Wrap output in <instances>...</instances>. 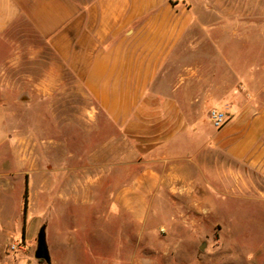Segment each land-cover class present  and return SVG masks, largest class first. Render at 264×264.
<instances>
[{
  "label": "crops",
  "instance_id": "0c3cea01",
  "mask_svg": "<svg viewBox=\"0 0 264 264\" xmlns=\"http://www.w3.org/2000/svg\"><path fill=\"white\" fill-rule=\"evenodd\" d=\"M206 1L0 0V264H222L194 210L220 192L211 178L226 192L233 177L241 191L244 164L264 170V103L244 96L242 77L184 59L226 47V24L205 19L222 11ZM19 21L37 44L12 37ZM70 75L69 95L90 98L96 129L105 120L119 135L92 133L100 147L80 156L90 183L59 189L74 222L60 223L47 263L35 256L52 207L46 149L39 164L27 150L23 162L9 114L23 108L43 129L46 99L66 97ZM211 108L228 114L221 128L206 118ZM124 145L133 148L116 151ZM116 175L121 184L109 182Z\"/></svg>",
  "mask_w": 264,
  "mask_h": 264
},
{
  "label": "rangeland",
  "instance_id": "374dc122",
  "mask_svg": "<svg viewBox=\"0 0 264 264\" xmlns=\"http://www.w3.org/2000/svg\"><path fill=\"white\" fill-rule=\"evenodd\" d=\"M168 1L176 3L177 0ZM200 3L222 11L220 16L215 14L205 19L211 25L218 20L226 24L227 32L220 34L225 36L226 47L218 50L208 46L185 54L184 59L193 62L202 59L210 74L218 73L220 67L228 78L242 77L244 96L253 95L254 99L264 103V0H211ZM11 30L16 40L38 43L23 21L14 24ZM69 79L66 97L56 93L46 99L43 129L40 119L32 120L35 114H28L23 108L9 114L12 144L18 147L23 162L27 150L32 153L34 162L39 164V155L46 149V197L52 200V207L46 208L49 252L51 248L57 250L60 223L65 226L74 222V203L61 206L59 189L66 187L69 191L76 185L90 183L92 178L86 175L89 172L84 171L86 165L81 162L80 156L100 147L90 143L93 134L95 138L97 135L94 141L98 142L108 133L119 135L117 127H103L105 120H102L104 124L99 121V128L96 129V114L87 111L93 105L90 98L69 95V89L73 90L76 86L73 75ZM59 105L63 108L59 109ZM205 114L209 120V112ZM36 115L40 116L39 113ZM42 135H46V145L41 144ZM132 148L131 145L116 146V151H131ZM9 154L13 153L2 155L6 162ZM211 156L212 161L225 160L220 152ZM242 172L241 191L234 189L233 177L227 180L230 190L226 192L219 187L218 178H211L212 185L220 192L212 190L213 198L209 205L204 209H195L194 214L201 222L200 227L210 237L208 243L211 254H214L212 260L222 264H264V170L244 164ZM108 180L118 185L123 182V177L116 175Z\"/></svg>",
  "mask_w": 264,
  "mask_h": 264
},
{
  "label": "water",
  "instance_id": "95a60500",
  "mask_svg": "<svg viewBox=\"0 0 264 264\" xmlns=\"http://www.w3.org/2000/svg\"><path fill=\"white\" fill-rule=\"evenodd\" d=\"M35 256L38 259H44L48 263L51 262V256L46 238V225H42L38 232Z\"/></svg>",
  "mask_w": 264,
  "mask_h": 264
},
{
  "label": "built area",
  "instance_id": "2783aa9c",
  "mask_svg": "<svg viewBox=\"0 0 264 264\" xmlns=\"http://www.w3.org/2000/svg\"><path fill=\"white\" fill-rule=\"evenodd\" d=\"M209 118L216 128H221L228 120V115L225 111L219 108H211L209 110ZM19 247V245H12V249Z\"/></svg>",
  "mask_w": 264,
  "mask_h": 264
},
{
  "label": "trees",
  "instance_id": "16d2710c",
  "mask_svg": "<svg viewBox=\"0 0 264 264\" xmlns=\"http://www.w3.org/2000/svg\"><path fill=\"white\" fill-rule=\"evenodd\" d=\"M25 210H27V191L25 193ZM40 261H44V259H39Z\"/></svg>",
  "mask_w": 264,
  "mask_h": 264
}]
</instances>
